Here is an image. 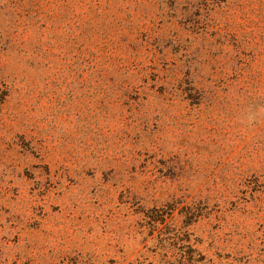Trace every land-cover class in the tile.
Wrapping results in <instances>:
<instances>
[{
	"label": "rangeland",
	"instance_id": "1",
	"mask_svg": "<svg viewBox=\"0 0 264 264\" xmlns=\"http://www.w3.org/2000/svg\"><path fill=\"white\" fill-rule=\"evenodd\" d=\"M0 264H264V0H0Z\"/></svg>",
	"mask_w": 264,
	"mask_h": 264
}]
</instances>
